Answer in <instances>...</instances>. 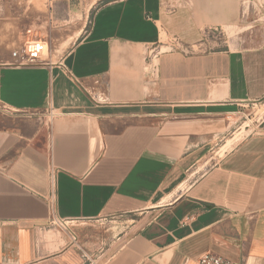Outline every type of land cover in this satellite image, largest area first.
<instances>
[{
	"label": "crops",
	"instance_id": "obj_1",
	"mask_svg": "<svg viewBox=\"0 0 264 264\" xmlns=\"http://www.w3.org/2000/svg\"><path fill=\"white\" fill-rule=\"evenodd\" d=\"M100 1L0 0L39 48L1 52L0 264H264V118L192 179L264 103V32L195 53L242 0Z\"/></svg>",
	"mask_w": 264,
	"mask_h": 264
},
{
	"label": "rangeland",
	"instance_id": "obj_2",
	"mask_svg": "<svg viewBox=\"0 0 264 264\" xmlns=\"http://www.w3.org/2000/svg\"><path fill=\"white\" fill-rule=\"evenodd\" d=\"M36 3H41L46 0H35ZM107 0L100 1V4ZM242 17L238 23L231 27L224 29V34L219 35V32L211 33L210 42L201 47H195L191 51L195 53L203 51H213L218 49L219 43L226 41V45L230 49L242 48L243 46L253 45L260 40L250 39L256 38L257 34L264 32V0H242ZM4 19V18H0ZM18 30L20 33L21 27H14L8 25L0 32V64L9 62L8 56L1 55V52L6 49L11 56L12 52L17 49L14 43V39L17 38ZM259 37V36H258ZM260 38V37H259ZM255 42V43H254ZM177 48L174 40H169L167 37H163L162 52L172 51ZM264 118V103L255 110L249 109L245 115H240L232 122L235 129L232 134L227 138V143L223 147H217L208 157L205 163L199 165V175L192 177L193 180L199 178L208 168L215 164L221 157L225 155L227 151H230L236 144L240 143L247 136L252 134L259 122Z\"/></svg>",
	"mask_w": 264,
	"mask_h": 264
},
{
	"label": "built area",
	"instance_id": "obj_3",
	"mask_svg": "<svg viewBox=\"0 0 264 264\" xmlns=\"http://www.w3.org/2000/svg\"><path fill=\"white\" fill-rule=\"evenodd\" d=\"M38 46L33 44H25L21 50H16L12 53L13 58L19 65L32 64L36 62V54L38 52ZM52 183L56 182L55 171L51 174ZM63 229L68 228L69 222L62 221L58 223ZM75 238V234H71ZM199 264H236L229 260L224 259L213 253H206L199 259Z\"/></svg>",
	"mask_w": 264,
	"mask_h": 264
}]
</instances>
